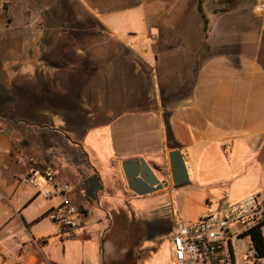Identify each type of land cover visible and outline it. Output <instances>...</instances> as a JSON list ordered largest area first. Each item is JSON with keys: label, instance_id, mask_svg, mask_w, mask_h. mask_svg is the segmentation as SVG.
Listing matches in <instances>:
<instances>
[{"label": "crops", "instance_id": "1", "mask_svg": "<svg viewBox=\"0 0 264 264\" xmlns=\"http://www.w3.org/2000/svg\"><path fill=\"white\" fill-rule=\"evenodd\" d=\"M254 3L206 14L208 34L196 17L145 35L102 19L121 12L103 5L95 22L81 24L103 33L85 62L94 84L62 96L48 87L26 101L18 87H5L17 99L4 106L23 115L0 116V264H105L112 199H170L180 217L173 229L248 195L264 201V16ZM29 102L64 118H26ZM174 150L188 166L181 185L171 180ZM31 158L73 186L86 217L76 239L59 237L48 217L61 198H47L43 181L26 182ZM140 158L169 186L145 196L131 191L123 164ZM100 209L103 219L95 217Z\"/></svg>", "mask_w": 264, "mask_h": 264}, {"label": "rangeland", "instance_id": "2", "mask_svg": "<svg viewBox=\"0 0 264 264\" xmlns=\"http://www.w3.org/2000/svg\"><path fill=\"white\" fill-rule=\"evenodd\" d=\"M252 1L205 0V13L214 19L236 4L248 7ZM258 1L255 0V10ZM112 3L117 4L121 12L102 19L117 21L123 27L135 26L142 35L148 29L151 33L163 32L172 20L187 22L197 17L202 24L195 11L198 0H0V89L3 90L0 91V116L23 115L16 113L14 107L4 106L17 99L15 93H5V87L9 90L18 87V95L26 101L38 92L45 96L44 89L48 87L56 90L53 94L62 96L74 88L94 84L95 71L91 72L85 62L87 56L94 59L95 42L103 33L96 28L85 29L81 24L95 22L98 13L95 10ZM143 21L147 22L145 28ZM61 89L68 91L61 92ZM35 106L29 102L26 109L22 108L24 117L39 115L43 120L52 121L64 118L62 110L55 113V109L49 107L38 111ZM131 200L112 199L107 206L113 215L105 237V264H171L173 227L180 221L174 203L170 199L161 205L149 199ZM95 217L103 219L105 216L100 209ZM240 228L241 225L233 227L234 230ZM238 264L243 261L239 260Z\"/></svg>", "mask_w": 264, "mask_h": 264}, {"label": "built area", "instance_id": "3", "mask_svg": "<svg viewBox=\"0 0 264 264\" xmlns=\"http://www.w3.org/2000/svg\"><path fill=\"white\" fill-rule=\"evenodd\" d=\"M256 11L264 16V0H259ZM31 171L27 183L43 181L50 188L43 194L47 198L60 197L59 206L48 217L58 227L62 239H76L84 228L86 217L74 202V188L60 183L55 172L31 158ZM241 225L242 229L233 227ZM259 229L264 237V201L255 195L210 211L197 222L179 224L173 229L171 264H264L254 244L252 232Z\"/></svg>", "mask_w": 264, "mask_h": 264}, {"label": "water", "instance_id": "4", "mask_svg": "<svg viewBox=\"0 0 264 264\" xmlns=\"http://www.w3.org/2000/svg\"><path fill=\"white\" fill-rule=\"evenodd\" d=\"M171 180L175 185L189 181L188 166L180 150L169 154ZM128 187L138 196H145L169 186V179L161 180L153 167L143 158L123 164Z\"/></svg>", "mask_w": 264, "mask_h": 264}, {"label": "trees", "instance_id": "5", "mask_svg": "<svg viewBox=\"0 0 264 264\" xmlns=\"http://www.w3.org/2000/svg\"><path fill=\"white\" fill-rule=\"evenodd\" d=\"M205 0H198V12L204 23V31L208 34L209 31V19L205 13ZM253 241L258 253L264 257V237L259 229H255L252 232Z\"/></svg>", "mask_w": 264, "mask_h": 264}]
</instances>
